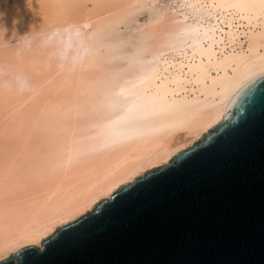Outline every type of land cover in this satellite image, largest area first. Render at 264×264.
Listing matches in <instances>:
<instances>
[{
  "label": "bare ground",
  "instance_id": "bare-ground-1",
  "mask_svg": "<svg viewBox=\"0 0 264 264\" xmlns=\"http://www.w3.org/2000/svg\"><path fill=\"white\" fill-rule=\"evenodd\" d=\"M143 1L108 0L94 16L89 11L74 20L47 12L16 30L38 38L52 26L74 23L88 37L94 20L104 23ZM184 5L194 25L173 11L146 25L155 58L163 59L147 58L138 72L116 79L94 72L97 62L89 55L60 67L41 54L38 39L19 56L18 45L0 42V64L9 69L4 79L22 73L33 84L28 93L0 90V257L28 244L41 247L56 227L146 169L168 163L219 123L235 93L264 72L260 0ZM186 132L190 138L183 141Z\"/></svg>",
  "mask_w": 264,
  "mask_h": 264
},
{
  "label": "water",
  "instance_id": "water-1",
  "mask_svg": "<svg viewBox=\"0 0 264 264\" xmlns=\"http://www.w3.org/2000/svg\"><path fill=\"white\" fill-rule=\"evenodd\" d=\"M0 264H264V72L223 119Z\"/></svg>",
  "mask_w": 264,
  "mask_h": 264
},
{
  "label": "rangeland",
  "instance_id": "rangeland-1",
  "mask_svg": "<svg viewBox=\"0 0 264 264\" xmlns=\"http://www.w3.org/2000/svg\"><path fill=\"white\" fill-rule=\"evenodd\" d=\"M57 1L58 0H0V42H7V45H17L21 37L29 34L26 31L18 32L16 27H18L19 24L25 26V24L28 22L35 23V21H39L40 17H42L43 14H47V12H50L56 16L67 14L69 15V18L74 20L79 16V14L88 16L90 13V16H94L98 12L99 8L108 2V0H60L61 3ZM53 2L57 7L59 4V7H54L52 4ZM184 2L185 0H145L143 2L133 4L131 7H129V10L117 11L116 14H112V18L106 20L104 23L94 20L93 26L88 32V43L90 47V53L88 55L93 57L97 62L93 67L94 72L100 74V76H102L105 80H111L120 78L121 76L132 75L135 72H138L139 68L145 64L147 58L150 60L158 59L161 61L163 56L157 59L155 58L156 56L153 46L154 43L146 31L148 28L146 25L150 26L153 20V24H155L161 20V18H163L165 13L168 11H173L176 13L181 22H185L188 25H194L195 21H189L186 14L187 10L185 8L188 6L184 5V8L181 7ZM36 3H38V5ZM30 4L32 6H30ZM51 5L56 9L49 7ZM60 5L62 7H60ZM35 6L37 8H35ZM28 7L30 10H28ZM162 15L164 16L162 17ZM203 15H205L206 21L211 20V16L208 13H204ZM157 17H159V20ZM77 19H80V16ZM8 23L12 24L13 26ZM4 24L8 25L6 26ZM2 25L4 26L3 28ZM9 26H11V29L8 28ZM4 28L6 31H4ZM2 32L5 33V36H3L4 33L2 35ZM145 32L146 35L144 34ZM151 48L153 49L151 50ZM41 54L43 56H48L49 52L43 49ZM134 54L136 56L137 54L140 56L136 57ZM187 136V132L184 133L181 136L182 140H189L190 137L188 136L187 139ZM193 143L194 142L189 143L190 145L187 147L191 146ZM145 171L141 172V174H143Z\"/></svg>",
  "mask_w": 264,
  "mask_h": 264
},
{
  "label": "clouds",
  "instance_id": "clouds-1",
  "mask_svg": "<svg viewBox=\"0 0 264 264\" xmlns=\"http://www.w3.org/2000/svg\"><path fill=\"white\" fill-rule=\"evenodd\" d=\"M37 39L39 46L47 50L59 62L60 67L65 64L75 66L90 53L88 37L81 26L69 23L52 26L48 31L40 33L38 38L31 34L21 37L17 43V56L20 55V51L31 49ZM8 73L9 69L0 64V90L12 87H15L19 93H28L33 90V84L26 75L16 73L12 75L11 80H5L4 77Z\"/></svg>",
  "mask_w": 264,
  "mask_h": 264
},
{
  "label": "snow or ice",
  "instance_id": "snow-or-ice-1",
  "mask_svg": "<svg viewBox=\"0 0 264 264\" xmlns=\"http://www.w3.org/2000/svg\"><path fill=\"white\" fill-rule=\"evenodd\" d=\"M260 3H261L262 5H264V0H260Z\"/></svg>",
  "mask_w": 264,
  "mask_h": 264
}]
</instances>
